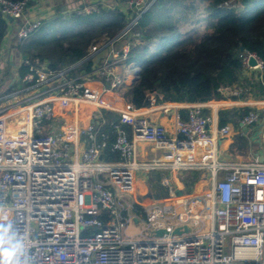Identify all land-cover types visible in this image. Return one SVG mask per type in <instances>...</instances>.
Returning a JSON list of instances; mask_svg holds the SVG:
<instances>
[{
    "label": "built area",
    "instance_id": "1",
    "mask_svg": "<svg viewBox=\"0 0 264 264\" xmlns=\"http://www.w3.org/2000/svg\"><path fill=\"white\" fill-rule=\"evenodd\" d=\"M29 1L0 0L1 17L22 19ZM145 1L127 3L136 13L124 30L92 46L88 58L125 35L148 7ZM96 7L84 4L80 12L91 14ZM39 24L25 22L16 39ZM122 48L110 49L101 65L75 77L22 57L20 85L15 87L14 78L0 91V215L24 238L31 264H264V151L261 163L255 156L243 163L220 161L218 145L231 128L211 129V117L203 112L209 102L180 104L186 116L177 114L172 135L151 122L147 108L133 107L118 91L129 71L134 76L139 69L128 62V45ZM239 57L246 71L262 72L256 56ZM156 98L150 95L148 108L160 105ZM161 105L164 111L176 108ZM83 107L92 108L85 124ZM103 112L116 119L112 151L120 157L117 162L101 159L107 145L99 135ZM238 124L264 129V108ZM141 145L160 150L161 158L138 161ZM162 171L204 172L208 188L143 208L133 199L136 174ZM133 204L144 209V218L133 212ZM130 225L139 229V238L126 235ZM163 229L166 235H153ZM174 229L181 233L171 235Z\"/></svg>",
    "mask_w": 264,
    "mask_h": 264
},
{
    "label": "trees",
    "instance_id": "2",
    "mask_svg": "<svg viewBox=\"0 0 264 264\" xmlns=\"http://www.w3.org/2000/svg\"><path fill=\"white\" fill-rule=\"evenodd\" d=\"M21 1V0H10ZM114 8L96 4V11L82 14L81 9L40 21L39 28L13 48L36 65L46 63L53 72L67 70L72 77L87 73L103 63L110 49L121 52L128 45V62L139 68L134 79L118 91L137 109L148 108L150 95L157 104H204L215 100L221 91L244 84V95L264 100V0H146L148 5L130 30L109 47L88 58L92 46L114 39L128 24L135 9L127 6L135 0H113ZM28 5V3H27ZM124 6V9L121 7ZM8 22L0 15V49ZM249 53L263 63L262 72H248L240 55ZM20 70V75L24 73ZM249 107L220 110L218 127L227 124L238 129ZM205 113V112H204ZM104 124L99 135L106 137L101 159L117 162L112 151L114 133L112 115L103 112ZM183 119L186 109H180ZM257 145L241 132L232 139L228 152L249 158ZM156 172H149V174ZM155 199L165 198L167 189L151 191ZM141 218L145 211L133 204Z\"/></svg>",
    "mask_w": 264,
    "mask_h": 264
},
{
    "label": "crops",
    "instance_id": "3",
    "mask_svg": "<svg viewBox=\"0 0 264 264\" xmlns=\"http://www.w3.org/2000/svg\"><path fill=\"white\" fill-rule=\"evenodd\" d=\"M96 3V4H108L114 5L113 0H30L24 12V17L19 20H13L9 22L6 27V35L3 40L0 49V62L5 63V67L0 71V91H3L12 85L15 78V87L20 84L17 83L18 78L21 77L20 70L22 69L21 59L22 56L18 54L13 48L15 35L18 32V28L24 26L25 22L33 20L50 19L56 16L80 9L84 4ZM124 9V6L121 7ZM125 46V45H124ZM123 46V47H124ZM107 56V55H106ZM134 76H129L126 82L128 85ZM245 85L239 84L224 91H221L220 96L209 101V107L203 110L204 114L211 117V129L220 128L217 125V114L220 110L237 108V107H249L255 110H261L264 108V100H254L244 95ZM161 105V104H160ZM156 105L153 108H147L146 117L153 123L164 127L169 135H172L174 120L180 109H184V105L172 104L176 108L170 106L168 111L161 109L162 105ZM54 108L57 111L58 107L54 104ZM175 109V110H174ZM92 111L90 107H83L82 124H85L87 116ZM231 128V134L226 139L222 140L218 145V159L224 162H244L250 160L255 156L257 149L253 155L249 158H243L240 156H233L229 154L228 149L232 143L233 137L241 132L250 141L254 131L249 130L244 133L241 126L238 124V129H235L232 125L227 124ZM259 129V139L261 141V147L264 151V129L260 125H256ZM141 150L138 155V161L149 162L152 159L161 158L162 153L160 150L155 149L153 146L141 145ZM139 176V178H137ZM207 174L204 172H192L187 174H177L173 172H156V173H137L135 179V187L138 189H144V193L140 198H135L136 201L142 203L143 208H148L155 203L165 202L170 196L174 195H200L208 188ZM141 178V179H140ZM165 187L167 189V196L164 198L155 199L152 196L151 191L155 190L158 186ZM148 188L149 190H147Z\"/></svg>",
    "mask_w": 264,
    "mask_h": 264
},
{
    "label": "clouds",
    "instance_id": "4",
    "mask_svg": "<svg viewBox=\"0 0 264 264\" xmlns=\"http://www.w3.org/2000/svg\"><path fill=\"white\" fill-rule=\"evenodd\" d=\"M0 264H31L24 238L5 215H0Z\"/></svg>",
    "mask_w": 264,
    "mask_h": 264
},
{
    "label": "water",
    "instance_id": "5",
    "mask_svg": "<svg viewBox=\"0 0 264 264\" xmlns=\"http://www.w3.org/2000/svg\"><path fill=\"white\" fill-rule=\"evenodd\" d=\"M9 20V22H12L13 21V19L12 18H9L8 19ZM20 28H18V30H19ZM17 30V31H18ZM254 64H255V62H254V60L253 59H249V61H248V65L250 66V67H252V66H254ZM136 74H137V72H135V74H134V77L136 76ZM134 77H133V79H134ZM132 79V80H133ZM131 80V81H132ZM116 121V119H113V121L112 122H115ZM241 128L243 129L242 131L244 132V133H247L249 130H253L254 131V133H253V136L250 138V140L255 144V145H257L258 147H259V149L256 151V153H255V157H257V160H258V162L259 163H261L262 162V160H263V150H262V148H260L261 147V141H260V139H259V137H258V135H259V129L256 127V125L255 124H251L250 126H248V127H244L243 128V126H241ZM183 230L185 231V232H188V228L187 227H184L183 228ZM181 233V231L179 230V229H174L173 231H172V233H171V235H179ZM167 234V232L163 229V230H157V231H154L153 232V235L155 236V237H162L163 235H166Z\"/></svg>",
    "mask_w": 264,
    "mask_h": 264
},
{
    "label": "rangeland",
    "instance_id": "6",
    "mask_svg": "<svg viewBox=\"0 0 264 264\" xmlns=\"http://www.w3.org/2000/svg\"><path fill=\"white\" fill-rule=\"evenodd\" d=\"M15 39H16V37H15ZM15 43V42H14ZM4 68H6L5 67V63L4 62H0V71L1 70H3ZM129 76H132L133 75V72H132V70H130L129 71ZM137 178H139V176H137ZM141 179V178H140ZM145 189V188H144ZM144 189H137L136 187H135V190H134V194H133V199H134V197L135 198H140V196L144 193ZM147 190H149L148 188H146ZM150 191V190H149ZM140 195V196H139ZM125 233H126V235H128V236H131V237H133V238H139L140 236H139V229L138 228H136L135 226H133V225H130V226H128L127 227V229H126V231H125Z\"/></svg>",
    "mask_w": 264,
    "mask_h": 264
}]
</instances>
